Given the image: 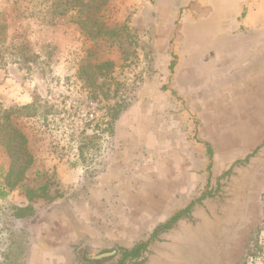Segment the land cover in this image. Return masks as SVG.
<instances>
[{
	"label": "rangeland",
	"instance_id": "rangeland-1",
	"mask_svg": "<svg viewBox=\"0 0 264 264\" xmlns=\"http://www.w3.org/2000/svg\"><path fill=\"white\" fill-rule=\"evenodd\" d=\"M35 1L0 0V109L39 103L31 112L11 113L35 161L24 181L0 200V264L55 263L42 252L52 249L47 237L62 235L65 222L74 234L89 231L111 244L90 250L106 253L93 258L85 255V241L77 240L67 260L116 264L123 248L149 239L191 201V216L160 233L139 259L142 264H264V126H229L230 116L225 126L211 130L202 122L205 112L178 110L185 106L182 97L164 95L162 85L169 82L157 79L167 64L157 62L158 49L141 16L145 0H108L107 23L128 30L97 41L67 18L44 23L32 13ZM262 78V72L250 77L259 111ZM164 103L171 105L172 120L191 121L189 139L182 136L175 144L158 135V105ZM209 110L207 115L219 114ZM256 120L264 122V113ZM248 130L254 135L247 143ZM229 131L228 141L219 136ZM189 140L197 145L191 164L196 178L188 193H176L172 201L174 172L185 168L179 156ZM9 164L0 144V180ZM41 186L51 198L32 203L37 216L14 218L13 207L30 202L27 187Z\"/></svg>",
	"mask_w": 264,
	"mask_h": 264
},
{
	"label": "crops",
	"instance_id": "crops-1",
	"mask_svg": "<svg viewBox=\"0 0 264 264\" xmlns=\"http://www.w3.org/2000/svg\"><path fill=\"white\" fill-rule=\"evenodd\" d=\"M141 16L147 22L151 41L158 49L157 62L167 64L157 74L158 80L169 82L168 87L162 85L163 94L177 93L185 103L184 107H177L178 110L205 112L202 122L205 121L211 130L225 126L224 122L230 116H234V124L229 126L244 129L264 126V122L256 120L264 113V108L259 111L253 106L257 92L256 85L250 84V77L264 73V0H145ZM158 106V112L162 113L157 125L158 135L175 144L182 136L189 139L193 127L191 121L184 119L180 125L181 122L176 118L172 120L168 114L171 105ZM210 108L219 114L207 115ZM148 110L154 111L155 105L148 106ZM241 113H246V117ZM180 116L183 120V114ZM230 135H233L231 131L219 136H225L223 138L228 141ZM248 135L253 136L254 131L248 130L244 135L247 143ZM236 137H240L239 133ZM188 142L191 145L183 149L184 156H179L180 160L184 159L185 168L178 167L180 171L174 172L172 182L176 191L170 197L172 201L177 200L176 193L183 190L188 193L185 190L192 187L196 178L191 164L197 158V145L192 140ZM188 198L186 195L184 200ZM71 226L70 222H65L61 226L65 231L62 235L59 232L47 237L52 249L42 252L43 259L50 256L55 260L53 264H72V259L67 260V257L74 256L70 245L77 244V240L85 241L83 247L89 252L85 255L94 254L92 252L101 246L111 245L89 231L74 234Z\"/></svg>",
	"mask_w": 264,
	"mask_h": 264
},
{
	"label": "trees",
	"instance_id": "trees-1",
	"mask_svg": "<svg viewBox=\"0 0 264 264\" xmlns=\"http://www.w3.org/2000/svg\"><path fill=\"white\" fill-rule=\"evenodd\" d=\"M107 3L108 0H36L31 10L46 24H56L67 18L77 24L85 34L97 41L104 36H118L120 32L128 30L125 24L112 27L107 23L103 16L104 6ZM0 28L4 34L2 25ZM2 33L0 31V38H2ZM110 64L114 63L110 62ZM38 107V100L35 99L25 106L0 109V144L4 146L10 159L9 167L0 180V200L24 181L27 171L35 161L28 147V137L12 122L11 113L20 114L25 110L31 112V109ZM208 171H210V165ZM26 196L30 201L29 204L13 207L11 214L16 219L36 217L37 209L32 203L39 198H51L46 186H41L38 189L27 187ZM194 204L195 201H191L186 207L177 210L168 220L156 226L149 239L140 241L131 248H123L116 264H142L143 261L139 259L149 245L158 238L160 233L172 229L179 220L190 217Z\"/></svg>",
	"mask_w": 264,
	"mask_h": 264
},
{
	"label": "water",
	"instance_id": "water-1",
	"mask_svg": "<svg viewBox=\"0 0 264 264\" xmlns=\"http://www.w3.org/2000/svg\"><path fill=\"white\" fill-rule=\"evenodd\" d=\"M105 254H106V253H100V254H98V255L93 254L92 257H93V258H101V257L105 256Z\"/></svg>",
	"mask_w": 264,
	"mask_h": 264
}]
</instances>
